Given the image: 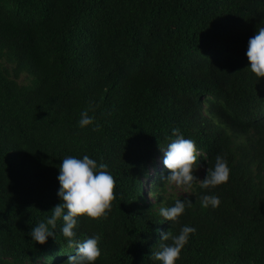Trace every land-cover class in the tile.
<instances>
[{"label":"trees","instance_id":"obj_1","mask_svg":"<svg viewBox=\"0 0 264 264\" xmlns=\"http://www.w3.org/2000/svg\"><path fill=\"white\" fill-rule=\"evenodd\" d=\"M260 27L264 0H0V264L76 255L62 218L43 245L29 233L63 202L62 160L85 155L116 181L106 218L73 229L99 236L95 264H162L161 233L184 226L196 231L175 264H264V77L246 56ZM173 129L195 141L201 180L219 155L228 182L165 196ZM177 199L193 206L164 220Z\"/></svg>","mask_w":264,"mask_h":264},{"label":"clouds","instance_id":"obj_2","mask_svg":"<svg viewBox=\"0 0 264 264\" xmlns=\"http://www.w3.org/2000/svg\"><path fill=\"white\" fill-rule=\"evenodd\" d=\"M246 56L251 72L258 78L264 77V27H260L249 39ZM93 122L94 118L88 115V110L81 112V118L78 121L81 128L92 125ZM99 128L100 125L97 124L93 131H98ZM172 134L176 138L168 144L166 150L162 149L164 150L163 164L170 171V175L165 180L169 185L184 187L187 190L195 182L199 183L201 188L208 189L228 182L230 168L227 161L219 155L215 158L214 168H208L206 177L198 180L193 174L200 169L198 163L200 152L197 151L195 141L184 138L180 135L179 129H173ZM157 165L160 168V165ZM106 169V164L101 163L98 166L97 162L87 155L82 159L73 156L64 158L59 165L58 176L60 185L58 196L63 202L52 209V216L46 223H39L29 233L32 240L43 245L48 237H55V233L50 231L48 226L51 225L52 229H55L57 220L62 218L63 236L67 238L69 247L75 246L78 249L76 255L69 256L66 264H95L101 255L98 247L99 236L79 243L74 239L76 234L73 229L76 227L78 217L87 216L93 220L106 218L111 210L112 202L116 199V181ZM151 173L155 174L154 170H151ZM148 183L144 182V190H147ZM199 199L204 208L210 206L215 209L220 205V200L215 195H204ZM192 206L190 200L182 202L177 199L174 206L161 207L159 214L164 220L176 222L185 208ZM195 231L193 227L184 226L175 236L170 231L161 233L162 241L171 240L172 243L161 244V250L153 253L152 256L162 264H175V261L180 258L182 249L188 243L189 235Z\"/></svg>","mask_w":264,"mask_h":264},{"label":"rangeland","instance_id":"obj_3","mask_svg":"<svg viewBox=\"0 0 264 264\" xmlns=\"http://www.w3.org/2000/svg\"><path fill=\"white\" fill-rule=\"evenodd\" d=\"M17 81L21 84H27L28 81H29V78L26 76V75H21ZM164 159V156L162 157H159L158 158V161H162ZM203 172L204 170L203 169H199L198 171H196V177L198 180L201 179L202 175H203ZM145 189V187H144ZM166 195H174L176 197H179V196H183V197H189L190 196V191L189 189H185L184 187H177L175 185H169L166 189Z\"/></svg>","mask_w":264,"mask_h":264}]
</instances>
